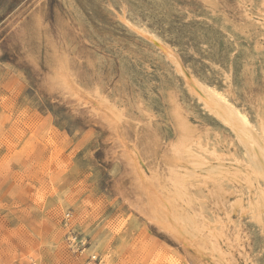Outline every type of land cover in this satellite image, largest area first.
Wrapping results in <instances>:
<instances>
[{"label":"rangeland","instance_id":"374dc122","mask_svg":"<svg viewBox=\"0 0 264 264\" xmlns=\"http://www.w3.org/2000/svg\"><path fill=\"white\" fill-rule=\"evenodd\" d=\"M128 23L264 126V0H0V264H218L135 208L109 127L57 89L58 56L81 89L121 113L152 181L172 183L161 158L180 135L216 149L212 166L189 175L184 207L218 233L224 264H264V225L250 208L259 189L242 146Z\"/></svg>","mask_w":264,"mask_h":264},{"label":"bare ground","instance_id":"6f19581e","mask_svg":"<svg viewBox=\"0 0 264 264\" xmlns=\"http://www.w3.org/2000/svg\"><path fill=\"white\" fill-rule=\"evenodd\" d=\"M128 24L134 28L136 32L147 38L152 45L171 62L175 71L182 77L184 85L189 93L201 103L203 109L234 133L238 143L242 146V150H244L245 162L248 164L247 169L249 170L247 172H249V176L251 175L252 180L256 181L258 184L255 185V183L254 185L259 189L257 194L259 196L254 202L252 201V203H250L253 218L256 222L264 225L263 123L256 127L247 116L226 97V95L206 85L196 77L189 68V70H185L180 56L168 43L160 40L147 30L136 28V26L134 27V25L130 23ZM69 72V66L65 58L63 56L56 57L52 79L59 92L64 96L75 98L78 104L86 105L87 109H89L92 114L106 123L111 133L114 135L117 147L120 148L121 157L126 161L125 164L129 167V171L133 177L134 190L136 193L135 208L145 214L152 223L156 224L159 229L168 233L177 242L182 243L184 246L195 248L200 257V259L197 260L200 262H203V256L208 258L211 256L218 264H224L223 262L225 260L221 261V258L224 257V253L218 243L216 237L217 232L211 228L205 229V227L198 223V221L194 219L195 217L190 215L184 207V204H189V199L187 201L185 199L186 186L190 182L188 179H190L192 175H200L199 172L196 171L201 169L199 166L208 164V155H214V157L219 155L216 149L214 147L211 149L207 145H203L196 141L192 143L188 138L186 139L185 135H180V138H178L179 142L174 145L170 144L168 151H164L161 158L164 170H166V173L173 176L172 183L169 184L166 182L165 184H161L152 181V179L147 176L146 162L139 149L137 143L138 139L131 140L129 137H126L123 132L121 113L113 110V108H109L107 101L102 96L97 95V97H94L92 94H88V92L81 89ZM156 146L157 145H154L148 149L151 151L152 155H156ZM242 162L244 161L242 160ZM156 164L154 168L151 169V173L158 175L162 172L159 170L160 167L158 163ZM208 165L212 166L210 163ZM215 167L217 168V166ZM215 167L214 169H216ZM207 168L210 170L209 167ZM214 169L213 167L211 168V170ZM219 170L216 174H220V172L223 171ZM227 170L226 172L229 171ZM208 172L207 174L211 171ZM213 174L216 175L214 172ZM249 176H247L246 180L247 184L249 183L251 186L252 180H249ZM153 177L156 176L153 175ZM208 177H210V175H208ZM217 256L220 258L219 261Z\"/></svg>","mask_w":264,"mask_h":264},{"label":"built area","instance_id":"2783aa9c","mask_svg":"<svg viewBox=\"0 0 264 264\" xmlns=\"http://www.w3.org/2000/svg\"><path fill=\"white\" fill-rule=\"evenodd\" d=\"M71 244L76 248V250H78V251H81L82 250L81 246L83 245V242H81V241H77L76 242L73 239V240H71Z\"/></svg>","mask_w":264,"mask_h":264}]
</instances>
